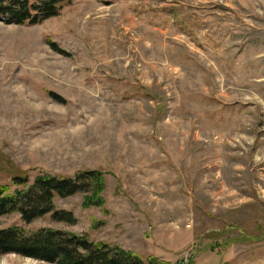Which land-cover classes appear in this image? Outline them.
<instances>
[{
    "label": "rangeland",
    "instance_id": "374dc122",
    "mask_svg": "<svg viewBox=\"0 0 264 264\" xmlns=\"http://www.w3.org/2000/svg\"><path fill=\"white\" fill-rule=\"evenodd\" d=\"M91 172L102 206L54 202L74 224L10 214L0 229L264 264V0H67L37 25L0 20V186Z\"/></svg>",
    "mask_w": 264,
    "mask_h": 264
},
{
    "label": "trees",
    "instance_id": "16d2710c",
    "mask_svg": "<svg viewBox=\"0 0 264 264\" xmlns=\"http://www.w3.org/2000/svg\"><path fill=\"white\" fill-rule=\"evenodd\" d=\"M67 0H0V20L6 24L33 26L56 17ZM59 99V98H57ZM13 192L0 186V217L17 214L23 224L47 215L59 223L74 224L71 213L57 211L55 199L83 194L84 207H100L103 175L96 172L73 178L38 175L32 182L22 176L11 179ZM0 254H15L48 264H165L143 260L117 246L95 243L68 232L50 229L28 234L22 227L0 229Z\"/></svg>",
    "mask_w": 264,
    "mask_h": 264
}]
</instances>
